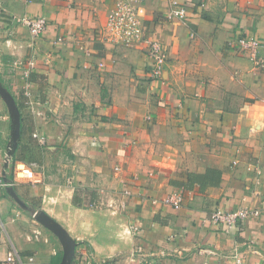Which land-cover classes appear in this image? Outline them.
<instances>
[{
  "label": "crops",
  "instance_id": "crops-1",
  "mask_svg": "<svg viewBox=\"0 0 264 264\" xmlns=\"http://www.w3.org/2000/svg\"><path fill=\"white\" fill-rule=\"evenodd\" d=\"M118 1L0 0V82L21 112L13 161L35 164L42 179L32 185L5 168L12 120L0 98V180L11 184L0 186V261L17 249L60 264L61 243L34 218L43 210L76 240L72 264H140L139 245L172 255L156 264H236V253L264 264V213L231 231L210 221L217 209L264 210V70L228 46L264 41V0H140L149 35L168 50L161 81L149 80L142 47L103 39ZM173 1L187 19L167 18ZM14 17L49 27L33 40ZM34 55L25 79L14 62ZM209 169L222 179L203 188L193 177ZM178 190L179 209L152 204Z\"/></svg>",
  "mask_w": 264,
  "mask_h": 264
},
{
  "label": "built area",
  "instance_id": "built-area-1",
  "mask_svg": "<svg viewBox=\"0 0 264 264\" xmlns=\"http://www.w3.org/2000/svg\"><path fill=\"white\" fill-rule=\"evenodd\" d=\"M140 0H119L114 9H112L106 19L105 27L102 31L103 39L115 46L124 48L142 47L150 59L149 80L161 81L168 63V50L159 41L153 39L145 26V9L140 4ZM189 8L181 5L176 1L171 3V8L167 14L169 20H185L188 18ZM16 24L24 25L30 32L33 40L40 39L49 27L48 20L45 17H23L13 18ZM62 43L63 38L57 39ZM229 48L238 55L246 57L252 64L254 70H264V41L258 38L241 37L231 39L228 42ZM37 55L28 60H16L14 67L21 70L22 77L28 79L30 75L37 69ZM49 63V61H47ZM104 67V64L100 65ZM30 96V93L27 94ZM1 118V117H0ZM39 143L46 145V138L38 134L34 135ZM1 153V150H0ZM1 157V154H0ZM8 160V147L6 155L3 158L4 165ZM13 165L14 175L18 180H25L32 185L42 183V179L36 174L35 164H25L10 161ZM252 170V168H249ZM258 174L260 173L257 170ZM11 184L2 183L0 186H8ZM129 194V193H128ZM184 201L183 191H175L162 199H153L152 204L171 206L179 209ZM264 203V202H263ZM264 210L241 209L236 211H223L217 209L213 211L210 221L215 225H224L228 230H233L243 224L250 216H260ZM141 229L139 226L132 225L129 227V233L138 237ZM38 234H34L37 239ZM171 254L165 251H149L142 245L135 248L133 259H140V264H156L160 259L171 258ZM236 264H244L245 259L240 253L234 254ZM0 264H34V258L24 257L17 249H12Z\"/></svg>",
  "mask_w": 264,
  "mask_h": 264
},
{
  "label": "water",
  "instance_id": "water-1",
  "mask_svg": "<svg viewBox=\"0 0 264 264\" xmlns=\"http://www.w3.org/2000/svg\"><path fill=\"white\" fill-rule=\"evenodd\" d=\"M0 98L7 105L12 120V134L8 143V160L5 163V168L8 169L11 165L10 161L15 157L21 138V112L14 96L1 82ZM8 192L20 206L25 209L27 208V205L19 198L13 188H8ZM34 218L40 225L55 235L61 243L63 254L60 264H72L77 248L76 240L72 238L61 224L49 216L45 211H37L34 214Z\"/></svg>",
  "mask_w": 264,
  "mask_h": 264
},
{
  "label": "trees",
  "instance_id": "trees-1",
  "mask_svg": "<svg viewBox=\"0 0 264 264\" xmlns=\"http://www.w3.org/2000/svg\"><path fill=\"white\" fill-rule=\"evenodd\" d=\"M192 178V177H191ZM190 179V176H189ZM195 183L200 184L201 187L218 185L222 179V173L216 169H209L204 175L194 176Z\"/></svg>",
  "mask_w": 264,
  "mask_h": 264
}]
</instances>
